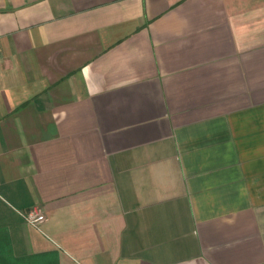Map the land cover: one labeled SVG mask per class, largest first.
I'll return each instance as SVG.
<instances>
[{"label":"crops","instance_id":"1","mask_svg":"<svg viewBox=\"0 0 264 264\" xmlns=\"http://www.w3.org/2000/svg\"><path fill=\"white\" fill-rule=\"evenodd\" d=\"M0 264H264V0H0Z\"/></svg>","mask_w":264,"mask_h":264},{"label":"built area","instance_id":"2","mask_svg":"<svg viewBox=\"0 0 264 264\" xmlns=\"http://www.w3.org/2000/svg\"><path fill=\"white\" fill-rule=\"evenodd\" d=\"M26 220L34 225H40L45 219L46 214L39 206H32L24 212Z\"/></svg>","mask_w":264,"mask_h":264}]
</instances>
